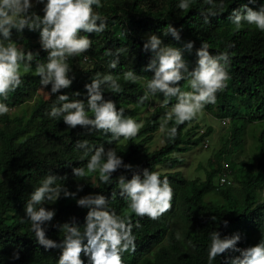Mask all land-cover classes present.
Here are the masks:
<instances>
[{"label": "trees", "instance_id": "1", "mask_svg": "<svg viewBox=\"0 0 264 264\" xmlns=\"http://www.w3.org/2000/svg\"><path fill=\"white\" fill-rule=\"evenodd\" d=\"M219 2L214 0V3ZM179 3L180 0H101L103 7L96 8L94 5L93 8L106 18L107 27L101 33H81L89 36L92 46L80 56L69 59L72 68L69 75L75 77L72 86L51 94V85H48L45 88L47 97L36 98L26 118L0 116V264H57L61 249L45 250L39 245L25 213L30 193L40 186L49 173L58 176L56 185H64L71 192H77L78 185L83 189L77 192L75 199L65 198L62 193L55 203L43 205L56 213L53 220L42 227L46 237L57 243L65 236L59 226L73 222V218L83 232L88 209L79 207L76 200L89 194L104 195L109 200V210L121 216H130L133 225L139 223V227H133V234L136 236L137 250L143 253L124 255V264H208L212 231H219L221 238L239 234V248L259 243V233L264 232V32L246 22L237 29L229 17L234 9L244 5L259 10L264 6V0H256L255 3H249V0H223L222 10L212 8L205 0H192L191 7L182 11L177 7ZM210 10L217 11V15L209 17L210 22L205 23L202 13ZM30 11L42 17L35 9ZM169 24L180 30L179 41L170 34L164 35ZM153 34L160 37L164 45L180 48L190 70L195 66L198 59L196 53L202 42L208 43L213 55L222 52L229 54L231 79L227 87L217 93L216 103L206 105L203 110L218 120L230 119L229 136L215 154L213 163L209 162L210 170H205L202 181L186 180L179 172H173V168L181 161L176 155L197 146L211 133V128L191 139L200 126L193 123L195 120L186 122L178 126L174 141L163 133V144L158 149L151 151L148 147L165 113L176 103L173 97L167 106H162L164 97L159 93L143 105L138 103L147 81L154 75L144 71L152 52L143 50L147 38ZM11 41L25 53L32 51L38 54L34 55L29 71L22 72V85L9 94L7 101L0 97V102L12 108L35 98L41 87L40 78L35 74L36 64L46 63L48 53L41 47L38 30L25 28L18 32L13 29ZM189 41L194 42L190 51L185 48ZM0 42L8 43L2 36ZM107 50H111L113 56L105 55ZM117 50H121L120 63L112 69L110 63ZM130 70L141 77L137 83L123 79V73ZM97 74L101 77L104 74L119 77L121 91L115 93L102 86L103 97L114 101L117 108L124 109L125 116L137 122L141 121V111L154 106L153 98L157 99V106L153 113L144 118V126L136 138L116 141L111 134L79 126L70 129L62 118L50 117L51 108L60 106L57 99L60 94L86 103L87 91L84 86L91 83ZM179 86L182 90H190L187 81L179 82ZM75 92L81 95L75 97ZM89 115L92 113L89 112ZM192 123L193 128L189 127ZM247 125L253 129V152L247 158L235 161L231 158L243 147ZM172 126H175L174 122L167 125ZM84 140L90 146L114 149L124 164L133 166L132 171L142 174L143 169L147 168L159 172L161 179L167 177L174 194L178 196L176 209L171 208L158 220L137 217L129 209L127 199L119 195L117 178L124 175L126 179H131L132 176V171L123 167L113 173L109 184L101 183L98 173H87L84 178H76L72 169H86L92 154L90 152L85 156L84 149H77L76 142ZM221 157L226 164H221ZM163 165L168 172H160L159 167ZM221 176L229 177L230 184L222 181L219 185ZM214 180L218 182L214 183ZM112 192H116L115 198H112ZM16 253L19 254L18 259L14 258ZM236 255L239 253L226 252L212 264H225L229 256ZM82 258L87 264V257Z\"/></svg>", "mask_w": 264, "mask_h": 264}, {"label": "clouds", "instance_id": "2", "mask_svg": "<svg viewBox=\"0 0 264 264\" xmlns=\"http://www.w3.org/2000/svg\"><path fill=\"white\" fill-rule=\"evenodd\" d=\"M35 2L44 3V0ZM255 2L256 0H249V3ZM205 3L214 9L222 10L224 7L223 0L219 3L205 0ZM94 5L96 8L103 7L101 0H47L43 8L44 15L41 17L30 11L33 8V0H0V36L4 41H8L6 44L0 42V97L3 101H7L9 94L14 93L22 85V65L23 72H28L34 55H38L32 51L25 53L22 48L17 47L11 41L12 30L20 32L28 28L30 31H39L41 47L48 55L46 63L36 64L35 74L39 76L42 87L51 85L50 93L57 94L61 90L69 89L75 79L69 75L72 71L69 59L80 56L92 46L89 36L81 33H101L107 27L106 18L94 11ZM191 5L192 0H180L177 7L185 11ZM202 15L204 22L209 23V17L216 16L217 11L210 10ZM229 19L237 29L246 22L264 32V6L254 10L244 5L234 9ZM169 34L177 41L180 40V30L171 24L164 33ZM193 46L194 42L191 41L185 44L189 51ZM232 46L234 45H229ZM143 50L152 52V58L144 71H150L154 75L147 81L144 94L138 98V103L143 105L158 93L164 97L162 106H167L173 97L176 98V103L165 113L160 124V132L166 133L167 138L174 141L178 135V126L196 120L206 105L216 103L217 93L227 87L231 79L228 71L231 62L229 54L222 52L213 55L208 43L202 42L196 53L198 59L190 70L183 58V51L171 45H164L161 38L155 34L147 38ZM120 51L117 50L115 58L110 63L112 69L117 68L120 63ZM105 55L113 56V52L107 50ZM123 79L137 83L141 77L130 70L123 73ZM118 80L119 77L113 74H104L102 77L97 74L91 79V83L84 86L87 91L86 103L67 94L58 95L60 106L54 105L51 108L50 117L62 118L70 129L79 126L90 131L111 134L116 141L121 138L124 140L136 138L144 122H137L132 117L125 116L123 108H117L114 101L105 100L103 97L102 86H107L115 93L121 91ZM181 81H187L190 90H182L179 86ZM73 95L79 97L81 93L75 92ZM9 111V106L0 102V116L6 115ZM89 112L92 113L91 116ZM219 121L221 124L230 125L228 118ZM170 122H174L175 126L167 127ZM205 132L201 129L199 136ZM201 145L207 148V139ZM76 147L84 149L85 156L92 153L86 169L84 167L72 169L76 178H84L87 173H98L99 181L109 184L113 173L120 168L133 170V166L124 164L122 158L112 148L105 150L104 146H90L87 140L77 141ZM179 164H182V160ZM177 166L173 168V172H178ZM165 170L161 169L160 172H168ZM57 179V175L47 174L40 186L30 193L25 205L26 218L31 222V230L37 243L45 250L61 249L57 264H85L82 257H87V264H124V255L127 257L135 252L138 255L143 253L137 250L136 236L133 234V227H139V223L133 225L130 216H121L109 210L107 207L109 200L102 194H89L76 200L79 207L88 209L83 232L73 218V222L59 226L60 230L65 232L60 243L47 238L42 226L46 222H51L56 213L43 205L55 203L62 193L65 198L75 199L77 192L83 190L82 186L78 185L77 192H71L64 185H56ZM117 184L119 195L127 199L129 209L137 217L158 220L171 208L176 209L178 196L174 194L169 179L167 177L161 179L159 172L147 168L143 169L142 174L132 171L131 179L121 175L117 178ZM115 197L116 192H112V198ZM212 219L214 220V217ZM240 239L239 234L221 238L219 231H212L208 247V264H212L217 257L226 252H235L239 255L229 256L225 264H264V232L259 233V243L255 246L239 248L237 244ZM14 258L18 259L19 254L16 253Z\"/></svg>", "mask_w": 264, "mask_h": 264}, {"label": "rangeland", "instance_id": "3", "mask_svg": "<svg viewBox=\"0 0 264 264\" xmlns=\"http://www.w3.org/2000/svg\"><path fill=\"white\" fill-rule=\"evenodd\" d=\"M47 0H44V3H36L35 0H33V8L35 9L37 13H41L42 16L44 5L46 4ZM23 72V69H21ZM35 98L32 100L27 101L21 106L18 107H9L10 111L6 114L10 117L12 116H18L22 118H26L28 116V113L36 101V98L42 97L46 98L47 93L45 91L44 87H40L36 94ZM154 106L148 107L141 111V121L144 122V118L149 116V114L153 113L154 107L157 106L158 101L157 99L153 98ZM196 123L198 126H200L199 131H195L196 135L190 137L191 139H195L200 134L201 129L207 130L208 128H211V133L204 138L197 146L193 147L190 151L185 152L183 154H177V157H180L182 160V164H178L176 170L182 174V176L189 181L193 180H204L205 178V170H210L209 162L211 161L213 163V160L215 159V154L221 149L224 139L229 136V130L230 125L229 124H221V121L214 118L212 115L206 113L203 111L199 114L198 118L193 122ZM193 123L189 125V127L193 126ZM193 128V127H192ZM191 128V129H192ZM190 130V129H188ZM253 129L250 128V125H247L244 130V143L242 149L233 156V160L238 161L240 159L247 158L251 155L252 147H254V138L252 136ZM162 134L160 132V127L157 129V131L153 134L152 140L148 143L149 149L156 150L163 144ZM207 139L208 147L204 148L202 147L201 143ZM230 159V158H229ZM221 164H226V161L221 157L220 159ZM159 169H164V165L162 167H159ZM166 171V170H165ZM224 178L225 182H229V177H222ZM221 179L219 180V185L221 184ZM214 183H217L218 181L214 180Z\"/></svg>", "mask_w": 264, "mask_h": 264}, {"label": "built area", "instance_id": "4", "mask_svg": "<svg viewBox=\"0 0 264 264\" xmlns=\"http://www.w3.org/2000/svg\"><path fill=\"white\" fill-rule=\"evenodd\" d=\"M221 181H224V179H221Z\"/></svg>", "mask_w": 264, "mask_h": 264}]
</instances>
